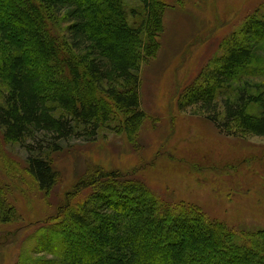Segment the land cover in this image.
I'll return each instance as SVG.
<instances>
[{"label":"trees","instance_id":"16d2710c","mask_svg":"<svg viewBox=\"0 0 264 264\" xmlns=\"http://www.w3.org/2000/svg\"><path fill=\"white\" fill-rule=\"evenodd\" d=\"M127 1L0 0V144L28 154L23 172L44 195L62 141L94 142L111 125L130 136L144 123L140 76L166 10ZM221 51L177 108L198 109L226 136L264 139V14L248 16ZM56 201L17 264H264V229L230 228L119 171L93 168ZM5 207L2 223L13 217Z\"/></svg>","mask_w":264,"mask_h":264},{"label":"rangeland","instance_id":"374dc122","mask_svg":"<svg viewBox=\"0 0 264 264\" xmlns=\"http://www.w3.org/2000/svg\"><path fill=\"white\" fill-rule=\"evenodd\" d=\"M162 1L159 51L140 76L145 120L137 132L118 134L111 125L94 142L62 141V149L48 155L57 175L51 195L35 190L23 172L28 154L0 144V206L13 210L11 221L0 222V264L18 263L56 200L96 167L134 178L167 202L196 205L230 228L264 229V139L226 136L198 109L177 108L204 65L222 54L225 40L257 9L264 14V0ZM5 93L0 82V102Z\"/></svg>","mask_w":264,"mask_h":264}]
</instances>
